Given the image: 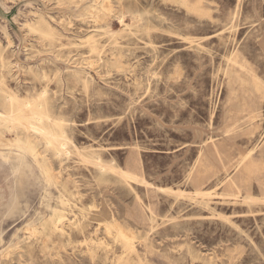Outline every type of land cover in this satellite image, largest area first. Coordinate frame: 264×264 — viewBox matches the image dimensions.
<instances>
[{
    "label": "rangeland",
    "instance_id": "374dc122",
    "mask_svg": "<svg viewBox=\"0 0 264 264\" xmlns=\"http://www.w3.org/2000/svg\"><path fill=\"white\" fill-rule=\"evenodd\" d=\"M1 4L0 264H264V0Z\"/></svg>",
    "mask_w": 264,
    "mask_h": 264
},
{
    "label": "bare ground",
    "instance_id": "6f19581e",
    "mask_svg": "<svg viewBox=\"0 0 264 264\" xmlns=\"http://www.w3.org/2000/svg\"><path fill=\"white\" fill-rule=\"evenodd\" d=\"M17 12H18V6L17 5H15L14 7H11V8H9V9H7V8H5L2 4H1V0H0V14L1 15H4V17L5 18H11V17H13V19H15V17H16V15H17ZM57 52V51H56ZM24 107V106H23ZM25 107H27V106H25ZM26 109V108H25ZM1 113H0V117H1ZM30 116L32 117L33 116V114L31 115L30 114ZM41 116V115H40ZM38 114L37 115H34V117L36 118V119H39V117H40ZM5 118V117H4ZM31 119V118H30ZM26 120V119H25ZM34 120V119H33ZM1 121V120H0ZM5 122H6V124L7 125H9V126H11V127H13V126H20V125H22L20 122H18L17 120H15V119H5L4 120ZM36 121V120H35ZM40 121V120H39ZM54 122V121H53ZM26 123H27V120H26ZM29 124V123H28ZM54 124V123H53ZM57 124H58V122H57ZM41 125V124H40ZM39 125V126H40ZM55 126H56V124H54ZM29 126H31L30 124H29ZM53 126V125H52ZM32 127V126H31ZM41 127H43V126H41ZM58 127V126H57ZM15 129H16V127H15ZM14 129V130H15ZM33 129V128H32ZM35 129V128H34ZM40 129H43V128H40ZM61 129V128H60ZM25 130V129H24ZM33 131H35V130H33ZM36 131H37V133H40V135H47V134H45L42 130H38L37 128H36ZM46 131V130H45ZM48 131H49V129H48ZM62 131V130H61ZM26 132V131H25ZM27 133H28V131H27ZM49 133V132H48ZM33 134V133H32ZM35 135V134H34ZM33 136V135H32ZM60 136V135H59ZM37 137V136H36ZM48 137V136H47ZM50 137L51 136H49V139H50ZM54 137H55V133H54ZM33 138V137H32ZM51 138H53V137H51ZM56 138V137H55ZM47 139V138H46ZM45 139V140H46ZM58 140H59V138H57ZM66 139V138H65ZM39 140V139H38ZM48 140V139H47ZM55 140V139H54ZM53 140V141H54ZM54 143V142H53ZM57 143H59L58 145H60V142L58 141ZM65 144V143H64ZM63 144V145H64ZM66 147H67V145H66ZM64 148V147H63ZM68 149V148H67ZM67 151V150H66ZM245 157V156H244ZM247 158V157H246ZM243 159V158H242ZM244 160V159H243ZM242 160V161H243ZM98 162V161H97ZM242 163V162H241ZM98 165L100 166V167H105V168H107L108 170H111V171H114L120 178H122V179H124L125 181H127V182H136V183H142L143 185H145L146 187H151V188H153V186L150 184V183H147V182H145V181H140V179L138 180V178H137V176L136 175H134V174H132V173H129V172H127V170L126 171H124V170H121L120 172H118V171H116V170H114V169H111V168H109V167H107L106 165H103V164H101V163H98ZM133 165V164H132ZM238 165V164H237ZM239 166H240V164H239ZM236 167H238V166H236ZM157 189H159V188H157ZM159 190H161V191H163V192H165L163 189H159ZM174 193V192H173ZM199 193H201V192H199ZM167 194V193H166ZM178 194V193H177ZM172 195V194H171ZM174 196V195H173ZM181 198V197H180ZM189 199V198H188ZM192 199H194V198H192ZM195 200V199H194ZM197 200V199H196ZM255 201H257V199L255 200ZM260 201V200H259ZM195 202H198V201H195ZM200 203V202H199ZM251 203V202H250ZM3 204V194L2 193H0V205H2Z\"/></svg>",
    "mask_w": 264,
    "mask_h": 264
}]
</instances>
